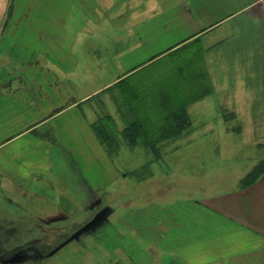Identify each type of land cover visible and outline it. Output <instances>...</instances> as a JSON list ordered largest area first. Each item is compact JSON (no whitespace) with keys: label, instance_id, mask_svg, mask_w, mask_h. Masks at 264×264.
<instances>
[{"label":"rangeland","instance_id":"obj_1","mask_svg":"<svg viewBox=\"0 0 264 264\" xmlns=\"http://www.w3.org/2000/svg\"><path fill=\"white\" fill-rule=\"evenodd\" d=\"M258 7L263 12L253 21ZM235 10L230 24L236 31L226 40L230 53L218 59L226 67L223 84L209 95L162 97L159 105L160 97H110L109 87L92 79L101 90L77 107L111 165L80 172L60 153L64 172L35 185L37 200L53 201L60 210L55 214L64 217L55 228L15 215L0 196V264H175L174 253L184 257L181 264H206L199 263L202 255L225 252L242 254L240 264H264V3L229 13ZM92 27L84 38L95 47L99 30ZM166 63L139 72L138 81L154 76L157 87ZM238 63L255 85L237 83ZM131 81L140 93L137 78ZM132 123L134 145L123 131ZM42 131L53 139L46 127ZM224 188L226 194L205 200ZM208 205L226 209L235 221L243 218L242 224L208 214ZM216 259L208 264H234Z\"/></svg>","mask_w":264,"mask_h":264},{"label":"crops","instance_id":"obj_2","mask_svg":"<svg viewBox=\"0 0 264 264\" xmlns=\"http://www.w3.org/2000/svg\"><path fill=\"white\" fill-rule=\"evenodd\" d=\"M253 3L264 0H0V196L13 206L12 213L55 228L64 217L55 214L60 210L53 201L37 200L36 187L64 172L60 153L80 172L107 163L78 102L109 87L110 97H160V105L162 97H204L223 84L226 67L218 62L219 53H230L226 40L236 31L231 15L239 10L229 12ZM262 12L255 8L252 20ZM91 26L99 30L95 47L84 38ZM163 59L169 67L157 87L154 76L152 82L146 75L138 81L139 72ZM241 64L234 65L237 83L255 85ZM95 77L101 88L92 87ZM132 78H137L140 93ZM45 127L52 140L42 131ZM224 189L205 200L226 194ZM208 207V214L234 220L226 209ZM242 219L233 224L241 225ZM238 255L206 253L199 263L217 258L240 264ZM172 256L175 264L184 261Z\"/></svg>","mask_w":264,"mask_h":264},{"label":"trees","instance_id":"obj_3","mask_svg":"<svg viewBox=\"0 0 264 264\" xmlns=\"http://www.w3.org/2000/svg\"><path fill=\"white\" fill-rule=\"evenodd\" d=\"M124 135L130 140L131 144H136V138L138 136V130L134 123L130 124L128 127L123 129Z\"/></svg>","mask_w":264,"mask_h":264}]
</instances>
